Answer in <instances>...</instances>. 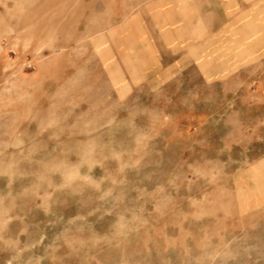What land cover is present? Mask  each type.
I'll return each mask as SVG.
<instances>
[{"label":"rangeland","instance_id":"rangeland-1","mask_svg":"<svg viewBox=\"0 0 264 264\" xmlns=\"http://www.w3.org/2000/svg\"><path fill=\"white\" fill-rule=\"evenodd\" d=\"M250 27L247 1L0 0V264H264Z\"/></svg>","mask_w":264,"mask_h":264},{"label":"crops","instance_id":"crops-1","mask_svg":"<svg viewBox=\"0 0 264 264\" xmlns=\"http://www.w3.org/2000/svg\"><path fill=\"white\" fill-rule=\"evenodd\" d=\"M242 1L248 2L249 10V25L250 32H252V27H255V34L250 35V43H264V0H225L226 4H231L232 7L235 3H240ZM257 28H259V34H257Z\"/></svg>","mask_w":264,"mask_h":264}]
</instances>
